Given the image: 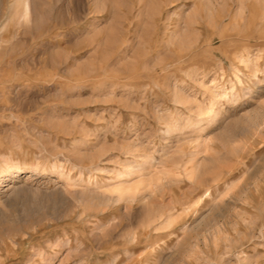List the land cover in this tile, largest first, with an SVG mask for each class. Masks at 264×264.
Segmentation results:
<instances>
[{
	"label": "rangeland",
	"instance_id": "1",
	"mask_svg": "<svg viewBox=\"0 0 264 264\" xmlns=\"http://www.w3.org/2000/svg\"><path fill=\"white\" fill-rule=\"evenodd\" d=\"M0 177V264H264V0H0Z\"/></svg>",
	"mask_w": 264,
	"mask_h": 264
},
{
	"label": "bare ground",
	"instance_id": "2",
	"mask_svg": "<svg viewBox=\"0 0 264 264\" xmlns=\"http://www.w3.org/2000/svg\"><path fill=\"white\" fill-rule=\"evenodd\" d=\"M15 170L17 171V173L21 174V173H23V172L26 171V168L25 167H22V166H19V167H16ZM126 188H129V187L128 186H123V185H118L116 189L119 191V190H124V189L126 190Z\"/></svg>",
	"mask_w": 264,
	"mask_h": 264
}]
</instances>
